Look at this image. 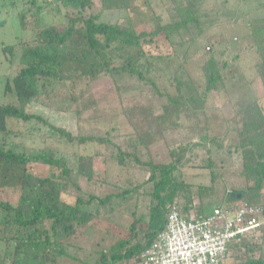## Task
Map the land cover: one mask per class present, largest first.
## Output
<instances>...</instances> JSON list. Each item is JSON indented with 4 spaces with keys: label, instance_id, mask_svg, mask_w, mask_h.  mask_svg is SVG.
<instances>
[{
    "label": "trees",
    "instance_id": "obj_1",
    "mask_svg": "<svg viewBox=\"0 0 264 264\" xmlns=\"http://www.w3.org/2000/svg\"><path fill=\"white\" fill-rule=\"evenodd\" d=\"M24 1L16 14L23 28L42 11L38 0ZM54 1L64 10L63 24L37 27L33 38L1 47L10 63L16 57L17 60L4 87L16 102L0 103V133H10L9 119H20L29 123L32 130L42 128L45 136L78 144L96 143L104 148V152L98 153L103 159L116 161L122 167L134 164L148 175L144 182L131 187L112 183L120 186V191L101 196L86 190L94 183L106 182L95 179L93 156L79 155L71 161L46 151L28 153L0 144V242L7 246L0 252V264H66L67 258L76 264H139L140 254L165 229L172 206L178 207L186 218L201 217L215 206L240 199L263 206L264 217V111L257 98L249 93L229 100L232 111L223 135L213 134L205 122L199 124L200 118L207 119L212 93L220 95L226 90L228 69L242 52H251L255 73L264 89V0H241L248 10L243 9V14L230 12L232 23L245 22L248 43H243L231 58L224 57L223 52L217 56L208 49L199 62L197 80L191 76L179 78L176 69L172 91L161 90L150 74L157 68L164 70L178 58L173 36L179 39L183 32L196 36L220 18L221 12L205 10L208 0ZM11 5H15L13 0ZM114 12H118L122 22L108 19ZM135 15L142 17L140 23L135 22ZM123 75L150 87L154 97L161 101L159 107L152 103L121 104L133 129L131 137L74 132L54 124L39 110H28L32 103H39L50 82L58 81L67 85L69 107L77 115L104 100L92 94V81L109 77L119 93ZM234 78L232 74L230 79ZM184 128L189 129L179 132L184 144H167L164 153L154 154L152 149L157 141L167 143L166 133ZM190 133L196 134L198 143L217 147L227 134V138H233L234 151L240 154L237 176L244 184L223 192L219 203L206 214L205 199L215 195L214 175L210 174V185L194 186L180 169L192 145ZM30 163H42L57 173L35 175L29 171ZM145 184H150L148 190L144 189ZM68 190L73 194H68ZM135 195L147 197L146 210L140 211L136 205L124 224L106 217ZM195 196L199 200L196 204ZM263 229L264 225L260 231ZM261 233L231 244L228 249L232 256L219 264H228L231 257L230 264H264ZM105 234L114 239L109 249L99 246L92 260L78 254L88 250L93 241L99 244Z\"/></svg>",
    "mask_w": 264,
    "mask_h": 264
},
{
    "label": "rangeland",
    "instance_id": "obj_2",
    "mask_svg": "<svg viewBox=\"0 0 264 264\" xmlns=\"http://www.w3.org/2000/svg\"><path fill=\"white\" fill-rule=\"evenodd\" d=\"M13 3L15 4L14 6L11 5V0H0V20L4 21V24L0 25V103L16 102L15 96L9 92L5 93L4 87L6 79L11 77L15 69V62L17 60L16 57L10 63L6 59L1 47L6 44H14L21 40L33 38L37 27H44L49 24L60 26L64 23V10L57 2L54 0H38V3L42 5L40 15H37V19L35 20V17L29 19L28 24L23 28L16 14L24 6L25 1L13 0ZM247 7L241 0L206 1L205 10L209 12H221L220 18L210 27H204L202 32L196 36L190 32H183L179 39L174 36L172 37L173 49L178 58L173 59L171 65L164 70L157 68L156 72L150 74L157 86L161 90H174L175 84L172 76L176 69H178L177 75L181 79L190 76L196 80L199 79V62L206 55L207 46L217 56L223 52L224 57L231 58L234 52L241 49L243 43H248L250 39L245 22L241 20V22L232 23L233 17H231L230 12L243 14V9L248 10L246 9ZM162 17L164 19L167 18L165 13H162ZM108 19L111 22L123 21L120 19L118 12L111 14ZM134 20L136 23H140L142 17L135 15ZM253 60L251 52L248 50L239 54L238 60L228 69L229 76H227L226 90L220 95L213 92L209 98L207 119L204 121L203 118H200L199 124L203 125L205 122L213 134H224L227 118L232 111L229 100L234 101L235 97H238L240 94L248 96L250 93L252 97L257 98L264 111V89L255 73ZM161 66H164V64ZM232 74L235 76L233 80L230 79ZM119 86L120 92L118 93L115 91L111 79L105 76L92 81L89 88L92 94L98 99L102 97L104 100L100 101L98 105H94L88 110L81 111L75 115L74 111L69 107L71 102L67 99L70 92L67 85L62 82L53 81L44 89L39 103H32L28 107V110H39L54 124L62 125L74 132H92L100 136H105V134L114 136L129 135L131 137L133 129L121 111V104H132L135 102L152 103L153 106L159 107L158 105L161 101L157 97H154V93L150 87H147L135 78L123 75L120 77ZM8 128L10 130L9 134L0 133V144L12 145L19 151H26L28 153L46 151L57 156L61 155L71 161H75L79 155L93 156L94 177L106 182L94 183L88 186L86 190L101 196L117 193L121 189L120 186L131 187L138 182H144L147 178V172L141 169V167L138 168L134 164L122 167L116 161L103 159L98 153L104 152V148L96 143L87 142L85 144H78L76 141L67 142L64 139L45 136L42 128L38 129V131L32 130L29 123L20 119H9ZM188 130L184 128L181 131L166 133L167 143L165 141H157L152 151L154 154L156 152L162 154L161 152L164 153L167 149V144L170 147L184 144L185 139L181 133H185ZM190 131L193 132L192 129ZM225 136L226 138L221 143V146H205L202 143H198L196 134L190 133L188 137L192 145L180 163V169L185 174L187 180L194 186L210 185V174H213L215 177L213 181L215 195L212 198L205 199V214L209 213L213 205L219 203L223 192L239 188L244 184L241 178L237 176V171L241 168L240 154L234 151L233 138H227V134ZM28 168L31 173L38 176L57 173L42 163H30L28 164ZM112 183L120 186H115ZM149 187L150 184H145L144 189L148 190ZM68 192V194H73L70 190ZM141 193L139 192V194ZM193 199L195 204L198 203L199 200L196 196ZM147 204L148 200L146 196L135 195L123 202L122 206L118 208L119 210L117 209L116 212L107 214L106 217H109L114 222L124 224L129 221L128 212L132 211L136 205L138 210L141 211L146 210ZM260 232L263 234L260 238V252L264 258V229ZM113 241V237L106 235L103 239H100L99 244L93 241L88 250L79 251L78 254L84 259L92 260L95 257L94 250L99 249V246L107 250ZM6 249L7 246L0 242V252ZM8 251L11 252V246L8 248ZM256 254L258 255L257 252ZM227 262L228 264L232 263L233 258H228ZM65 263L76 264L68 258L65 260Z\"/></svg>",
    "mask_w": 264,
    "mask_h": 264
},
{
    "label": "built area",
    "instance_id": "obj_3",
    "mask_svg": "<svg viewBox=\"0 0 264 264\" xmlns=\"http://www.w3.org/2000/svg\"><path fill=\"white\" fill-rule=\"evenodd\" d=\"M262 214L263 206L240 199L201 217L186 218L172 206L165 229L140 254L139 264H219L231 244L260 233Z\"/></svg>",
    "mask_w": 264,
    "mask_h": 264
},
{
    "label": "crops",
    "instance_id": "obj_4",
    "mask_svg": "<svg viewBox=\"0 0 264 264\" xmlns=\"http://www.w3.org/2000/svg\"><path fill=\"white\" fill-rule=\"evenodd\" d=\"M263 220H264V217H263ZM264 225V224H263ZM230 255H232V253L231 252H229V254L227 255V257L229 256L230 257Z\"/></svg>",
    "mask_w": 264,
    "mask_h": 264
},
{
    "label": "water",
    "instance_id": "obj_5",
    "mask_svg": "<svg viewBox=\"0 0 264 264\" xmlns=\"http://www.w3.org/2000/svg\"><path fill=\"white\" fill-rule=\"evenodd\" d=\"M240 197V195L239 194H237V198H239Z\"/></svg>",
    "mask_w": 264,
    "mask_h": 264
}]
</instances>
